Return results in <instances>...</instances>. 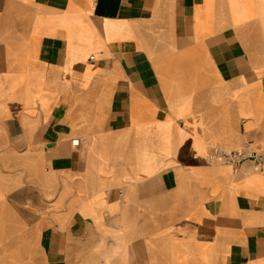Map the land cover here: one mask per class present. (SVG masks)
I'll return each instance as SVG.
<instances>
[{
    "label": "crops",
    "instance_id": "obj_1",
    "mask_svg": "<svg viewBox=\"0 0 264 264\" xmlns=\"http://www.w3.org/2000/svg\"><path fill=\"white\" fill-rule=\"evenodd\" d=\"M239 145L264 0H0V264H264Z\"/></svg>",
    "mask_w": 264,
    "mask_h": 264
},
{
    "label": "built area",
    "instance_id": "obj_2",
    "mask_svg": "<svg viewBox=\"0 0 264 264\" xmlns=\"http://www.w3.org/2000/svg\"><path fill=\"white\" fill-rule=\"evenodd\" d=\"M79 143L80 138H74L72 140V144L75 146H78ZM208 160L209 162L219 160L235 169H239L243 164L249 162L254 168L261 169L264 167V149L255 148L253 146H243L233 150L214 147L208 156Z\"/></svg>",
    "mask_w": 264,
    "mask_h": 264
},
{
    "label": "bare ground",
    "instance_id": "obj_3",
    "mask_svg": "<svg viewBox=\"0 0 264 264\" xmlns=\"http://www.w3.org/2000/svg\"><path fill=\"white\" fill-rule=\"evenodd\" d=\"M240 147V145L238 146V148ZM241 148V147H240ZM228 149V148H227Z\"/></svg>",
    "mask_w": 264,
    "mask_h": 264
}]
</instances>
